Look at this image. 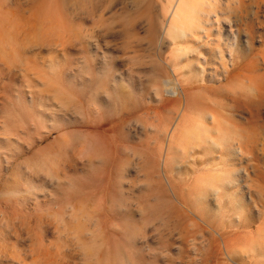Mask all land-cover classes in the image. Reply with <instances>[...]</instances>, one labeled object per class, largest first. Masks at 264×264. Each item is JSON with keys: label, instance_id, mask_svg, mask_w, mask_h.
Returning a JSON list of instances; mask_svg holds the SVG:
<instances>
[{"label": "rangeland", "instance_id": "obj_1", "mask_svg": "<svg viewBox=\"0 0 264 264\" xmlns=\"http://www.w3.org/2000/svg\"><path fill=\"white\" fill-rule=\"evenodd\" d=\"M0 264H264V0H0Z\"/></svg>", "mask_w": 264, "mask_h": 264}, {"label": "bare ground", "instance_id": "obj_2", "mask_svg": "<svg viewBox=\"0 0 264 264\" xmlns=\"http://www.w3.org/2000/svg\"><path fill=\"white\" fill-rule=\"evenodd\" d=\"M178 15H180L179 16V18L182 20V21H187V19H186V17H185V15H183V9L178 13ZM178 27V25H176V23H174L173 25H170V28H169V34L172 36L173 35V33L176 31V30H179L183 35H186V36H192L193 35V33H191V32H188V30H185V29H183V28H181V29H178L177 28ZM181 27H186V25H182ZM174 93H175V91H173ZM176 93H177V91H176ZM178 93H180V92H178ZM195 137V136H194ZM193 137V138H194ZM199 137H197L196 139H198Z\"/></svg>", "mask_w": 264, "mask_h": 264}]
</instances>
